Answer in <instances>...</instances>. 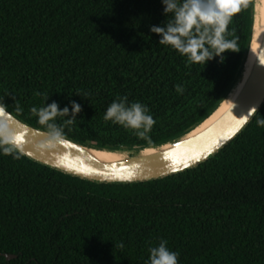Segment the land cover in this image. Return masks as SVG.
<instances>
[{
  "label": "trees",
  "instance_id": "obj_1",
  "mask_svg": "<svg viewBox=\"0 0 264 264\" xmlns=\"http://www.w3.org/2000/svg\"><path fill=\"white\" fill-rule=\"evenodd\" d=\"M252 9L246 0L228 25L238 51L203 65L150 31L172 18L161 0H0V103L50 132L31 109L55 101L71 113L74 101L76 122L55 121L63 137L107 150L162 145L228 94L250 43ZM124 96L149 109L155 124L147 138L104 120ZM262 117L264 105L196 168L133 184L82 180L0 145V254L17 256H0V264H147L161 239L178 264H264Z\"/></svg>",
  "mask_w": 264,
  "mask_h": 264
},
{
  "label": "water",
  "instance_id": "obj_2",
  "mask_svg": "<svg viewBox=\"0 0 264 264\" xmlns=\"http://www.w3.org/2000/svg\"><path fill=\"white\" fill-rule=\"evenodd\" d=\"M251 47L252 30L242 69L247 63ZM263 105L264 30L238 96L218 120L196 135L188 136L216 109L190 131L172 141L142 150H130L131 153L120 160L104 162L92 152L107 149L93 148L63 136L58 140L50 139V132L28 125L7 109L0 113V121L6 123L8 131L15 137L14 142L8 146L38 164L94 183L133 184L160 180L208 161L247 127ZM165 145L168 147H164ZM147 149L155 151L143 154ZM0 256L6 261L17 258L16 255L9 254Z\"/></svg>",
  "mask_w": 264,
  "mask_h": 264
},
{
  "label": "clouds",
  "instance_id": "obj_3",
  "mask_svg": "<svg viewBox=\"0 0 264 264\" xmlns=\"http://www.w3.org/2000/svg\"><path fill=\"white\" fill-rule=\"evenodd\" d=\"M163 14H171L172 18L163 26H152L150 31L157 34L159 44L169 45L174 50L185 56L188 63H202L203 65L219 57L226 51L237 52V39H228V25L234 13L246 6V0H161ZM176 91L183 94L184 88L176 86ZM69 107L60 108L53 101L40 108L33 107L31 112L37 117V122L46 125L50 130V139L58 140L62 137V128L55 121L65 118L64 122L71 125L76 122V116L81 111V106L76 102ZM17 112L20 111L17 104ZM6 112V106L0 103V113ZM105 121L119 124L126 129H131L139 138H147L155 120L149 114L147 106L139 102H128L127 97H117L106 109ZM258 126H264V117L257 120ZM15 137L8 131L6 123L0 121V145L13 143ZM8 154L10 149L3 148ZM167 241L161 239L159 244L149 248L147 264H178V253L167 247Z\"/></svg>",
  "mask_w": 264,
  "mask_h": 264
},
{
  "label": "bare ground",
  "instance_id": "obj_4",
  "mask_svg": "<svg viewBox=\"0 0 264 264\" xmlns=\"http://www.w3.org/2000/svg\"><path fill=\"white\" fill-rule=\"evenodd\" d=\"M252 17V47L244 69L241 68L239 72L240 74H238L228 94L218 105L216 110L211 114V116L202 124L197 126L194 130H192L188 136L198 134L199 132L212 125L216 120H218L229 109V107L232 105L239 92L243 88L244 82L249 72V68L254 60L259 40L261 39L264 30V0H253ZM164 147H168V145H165ZM154 151V149H147L143 151V154H150ZM92 153L97 159L104 162L116 161L123 158V155L120 151L97 150L93 151Z\"/></svg>",
  "mask_w": 264,
  "mask_h": 264
},
{
  "label": "rangeland",
  "instance_id": "obj_5",
  "mask_svg": "<svg viewBox=\"0 0 264 264\" xmlns=\"http://www.w3.org/2000/svg\"><path fill=\"white\" fill-rule=\"evenodd\" d=\"M120 151L124 157L128 156L131 153L130 149H121Z\"/></svg>",
  "mask_w": 264,
  "mask_h": 264
}]
</instances>
